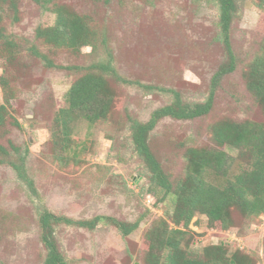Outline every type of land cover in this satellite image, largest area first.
Returning a JSON list of instances; mask_svg holds the SVG:
<instances>
[{
	"label": "rangeland",
	"instance_id": "374dc122",
	"mask_svg": "<svg viewBox=\"0 0 264 264\" xmlns=\"http://www.w3.org/2000/svg\"><path fill=\"white\" fill-rule=\"evenodd\" d=\"M14 1L16 9L6 5L0 23V76L8 80L5 89L0 88V104L8 110L6 123L0 126V264L43 263L46 250L39 217L45 210L75 222L56 225L54 231L67 264H147V233L161 220L169 222L173 196L164 197L151 182L132 142L131 120L146 122L154 110L170 103L171 90L185 102L207 98L212 76L229 63L227 49L218 39L217 4L59 0L57 4L84 16L98 32L95 51L83 47L73 53L36 39L38 27L55 24L51 8L32 0ZM8 41L15 45L10 51ZM229 41L235 69L216 88L211 112L190 121L161 119L150 133L149 147L174 186L191 171L192 148L217 147L237 157L235 148L213 140L215 125L264 123V111L247 87L254 60L263 52L264 0H241ZM107 55L120 79L108 78L114 96L107 118L89 123L73 116L65 131L60 117L68 107L66 92L86 68ZM13 163L26 179L19 177ZM238 170L235 161L230 174ZM211 179L218 183L214 176ZM97 216L141 222L129 236L108 221L93 230L76 223ZM232 219L233 227L224 230L197 214L185 228L189 256L198 258L205 246L223 244L229 253L239 250L264 264V217L232 211Z\"/></svg>",
	"mask_w": 264,
	"mask_h": 264
},
{
	"label": "trees",
	"instance_id": "16d2710c",
	"mask_svg": "<svg viewBox=\"0 0 264 264\" xmlns=\"http://www.w3.org/2000/svg\"><path fill=\"white\" fill-rule=\"evenodd\" d=\"M32 1L46 9L51 8L52 13L55 14V24L46 28L38 27L35 32L36 39L59 49H68L73 53L80 52L83 47L96 50L98 32L91 28L84 16L69 13L66 6L57 4L59 0ZM213 1L217 4L219 13L218 39L227 49L229 63L221 66L212 76L207 98L203 102H185L178 92L171 90L170 103L154 110L146 122L131 120L132 142L135 151L149 170L151 182L163 190L164 197L173 196V212L169 222L161 220L157 228L147 233L149 240L147 264H256L249 254L239 250L229 253L223 244L205 246L200 257H190L187 251L189 243L185 242L188 231L185 228L189 227L197 214L205 216L211 225L220 223L224 230L233 227L232 211H237L246 217H264V123L245 120L223 121L215 125L212 131L213 140L218 146L235 148L237 157L232 158L225 150L217 147L192 148L188 156L191 171L176 186L165 174L149 147L150 133L161 119L190 121L207 116L213 108L216 88L223 77L235 69L236 59L229 37L232 24L240 10L241 0ZM6 5L13 10L16 9L14 0H0V23ZM2 35L3 29L0 30V37H3ZM102 43L105 44L104 39ZM6 44L9 51L15 48L11 41ZM32 51L35 52L34 48ZM39 55L48 67H54L45 55ZM253 64L247 87L264 111V46L263 52L255 58ZM108 78L120 80L107 55L105 60H98L86 68L84 73L73 82L65 94L68 107L61 110L60 123L65 131H68V122L73 116L82 117L89 123L107 118L114 96L112 87L108 85ZM7 82L4 76H0L1 89H5ZM7 117L6 105L0 104V126L6 123ZM68 146V143H65V147ZM235 161L239 164V170L230 174V167ZM12 165L19 172V177L26 179L20 166L14 163ZM212 176L218 180L217 184L210 182L213 181ZM102 221H108L123 236H129L138 229L141 218L127 223L110 217L97 216L76 223L93 230ZM64 222L75 223L48 210L40 215L41 242L46 250L42 264H67L57 248L54 233L55 226Z\"/></svg>",
	"mask_w": 264,
	"mask_h": 264
}]
</instances>
